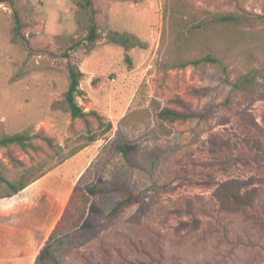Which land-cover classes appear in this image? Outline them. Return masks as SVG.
<instances>
[{"label": "rangeland", "instance_id": "1", "mask_svg": "<svg viewBox=\"0 0 264 264\" xmlns=\"http://www.w3.org/2000/svg\"><path fill=\"white\" fill-rule=\"evenodd\" d=\"M92 1L101 35L94 44L85 40L86 0L0 2V137L52 139L35 137L37 149L0 145V170L17 185L24 174L63 175L43 191L84 175L34 264H264V98L240 93L222 105L227 78L259 69L264 90V0ZM214 13L248 18L223 23ZM116 33L132 38L123 45ZM208 54L226 72L189 63ZM69 62L84 73L79 104L98 118H72ZM176 97L208 117L160 120L161 108L179 109ZM230 181L255 195L251 206L225 208L218 189ZM118 186L139 200L108 223ZM11 192L0 182V197ZM43 198L0 200V264H29L32 246L22 240L32 233L39 242L55 211Z\"/></svg>", "mask_w": 264, "mask_h": 264}, {"label": "trees", "instance_id": "2", "mask_svg": "<svg viewBox=\"0 0 264 264\" xmlns=\"http://www.w3.org/2000/svg\"><path fill=\"white\" fill-rule=\"evenodd\" d=\"M2 0H0L1 2ZM85 9H90L91 14L89 16V25L87 28V35L85 37V40L88 41L91 44H94L99 38H100V31L99 27L96 21V11L93 9V1L92 0H86V2L82 5ZM259 18L264 19V15H257ZM247 16H241L240 14L236 13H214V20L218 22L223 23H240L243 22L244 19H247ZM14 22H15V31L18 35L22 34L23 29V23L20 19V15L18 10L14 11ZM113 40H116L120 42L123 45H127L132 36H126L124 34L116 33L114 36L111 37ZM133 45H136V43H132ZM202 62L210 63L213 65H220L222 66V69L224 72H226V67L223 65L221 59L217 57L216 55L208 54L206 57L202 59H193L189 61V63L194 65H199ZM68 71H69V77H70V83L68 86V89L65 93V101L68 105V108L70 110L72 118H79L84 120L85 122H88V117L90 115H95L97 118L99 117L98 113L96 111H86L78 102L77 97L80 92V83L81 79L84 76V73L79 70L75 64L72 62L68 63ZM261 71L259 69H254L246 74H243L239 76L236 80H230L227 78L228 82L231 85L230 93L226 97V99L222 102V105L228 107L231 103L234 102V98L237 97L240 93H244L246 95L251 96L253 99H260L264 98V90L261 89L263 87V84L259 81V76L261 75ZM175 103L179 106V109L172 108V107H163L157 112V116L162 121H168V122H177V121H188L192 119H198V120H205L208 117L207 112H200V111H194L192 110L186 101H184L180 97H176L173 99ZM40 136L44 140H46L49 144H52V139L50 137H43V135H29L25 133H14L11 135H3L0 137V145L3 147H9L10 145H17L21 147L23 150H27L28 148L37 149L38 145L34 143L35 137ZM39 137V138H40ZM121 151L123 153V156L125 159L133 165V162L129 156V153L125 146L121 147ZM9 157L12 162H14L17 165L23 164V162L20 159H17L15 155H13L11 152H9ZM44 175V174H43ZM43 175H40L36 178L28 177L26 174L22 175L21 178L18 181V185L12 183L0 170V182L6 183L12 188L11 193H7L6 195L1 196L2 197H9L13 194L18 193L19 191L23 190L27 186H29L31 183L42 177ZM84 175L80 177V179L77 181L73 193L70 197V200L68 202L67 208L72 202V198L74 194L76 193L77 189L79 188L80 182L82 180ZM117 191L121 192V198L115 203V205L112 207L110 212L107 215L108 223H111L114 219H116L118 216H120L128 206L131 204H134L139 199V195L132 192L129 188L126 186H118L116 188ZM219 193L224 198V206L227 209L230 210H238L244 207L251 206L254 203L255 195L253 193L249 194H242L239 191L238 186L236 185V181H230L224 183L221 187L218 189ZM67 208L61 218V220L57 223L53 231L51 232L47 242H51L58 236V232L60 230L61 222L66 214ZM56 244L61 245V241H58ZM39 256L36 259V262L38 260ZM35 262V263H36ZM91 264V263H90Z\"/></svg>", "mask_w": 264, "mask_h": 264}, {"label": "crops", "instance_id": "3", "mask_svg": "<svg viewBox=\"0 0 264 264\" xmlns=\"http://www.w3.org/2000/svg\"><path fill=\"white\" fill-rule=\"evenodd\" d=\"M54 175L57 176L58 179H62V180L64 179L62 177L63 175L60 176L58 174H55V172H48L44 174L42 177H40L39 179H37L36 181H34L33 183H31L29 186L24 188L23 190L19 191L18 193L13 194L12 196H9V197L0 198V200L2 199L9 200L11 202V201H17L19 198L26 197L28 195L30 197H36L38 193H43V197H44L43 199H46L47 197H49L46 200H49L51 198L53 200L52 206H55V211L53 213V216L48 226L46 227L45 232L41 235L40 241L37 242L34 238V235H32V233L28 234L26 239L22 240L23 242L27 243L24 249H28L30 246H32V252H30L27 255V260L29 264L35 263L38 255L40 254L41 249L45 246L51 232L53 231L57 223L61 220L67 208L70 197L73 193L76 182H77V180L75 181L74 178L71 176V177H68V179H66L68 182L67 183L64 182V185L62 188L46 187V190L43 191L46 186L45 182H47L50 176H54ZM58 179H57V182H58ZM52 183L55 184V182H52ZM56 191L60 194V197L55 196ZM26 200H28V202L31 203V201L28 198H26Z\"/></svg>", "mask_w": 264, "mask_h": 264}]
</instances>
